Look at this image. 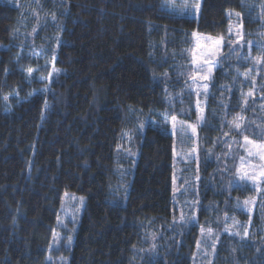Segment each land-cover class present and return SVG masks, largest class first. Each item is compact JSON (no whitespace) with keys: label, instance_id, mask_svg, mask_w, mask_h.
I'll return each mask as SVG.
<instances>
[{"label":"trees","instance_id":"1","mask_svg":"<svg viewBox=\"0 0 264 264\" xmlns=\"http://www.w3.org/2000/svg\"><path fill=\"white\" fill-rule=\"evenodd\" d=\"M165 4L0 0V264H51L66 193L87 206L72 252L58 264H195L201 226L246 218L237 202L256 191L233 183L221 146L233 122L242 125L236 136L264 142V101L244 103L252 89L264 93V79L249 78L264 44L223 50L201 130L213 150L198 167V221L183 235L175 226L174 139L162 117L194 107L192 33L224 34L232 11L255 38L264 0H203L196 17ZM28 68L37 70L32 77ZM263 217L255 215L243 240L224 235L212 264H264Z\"/></svg>","mask_w":264,"mask_h":264},{"label":"rangeland","instance_id":"2","mask_svg":"<svg viewBox=\"0 0 264 264\" xmlns=\"http://www.w3.org/2000/svg\"><path fill=\"white\" fill-rule=\"evenodd\" d=\"M9 3L14 4H20L22 0H6ZM194 0H166V4L169 5V8L172 9L171 6H175L176 9L180 10L178 13L182 14L184 16H198L203 0H200V9L197 13L193 14L191 12V5L193 4ZM187 7L188 11L184 12L183 9ZM232 15H229V14ZM236 12H228L229 17V26L227 31L222 34L224 37V43L222 47L219 49L218 54L216 56H206L205 58L214 65L213 71L210 74L209 80H201L199 79V76L205 75L207 73L200 72L199 75H197V70L200 67L206 68L208 65L204 64L203 61H201L200 64L193 62V56H200L202 53H204L206 50L204 48L197 49L195 47V39L193 37V46L189 50L190 54V60H191V67H192V73H189L188 76L192 79L193 76H196V82L191 80V85L187 89L189 93L194 94V107L193 109H189L187 113H184L185 110H181L180 115H174L177 117V121H183L185 122V126L187 124H196V132L192 133L191 129L188 128L186 130V133L182 136L179 128L180 124L177 123V128L174 130L171 123V116H163V120L166 124H168L171 128L172 137L174 139V166H175V172H174V199L177 206V216L175 221V226L177 227L180 235H183L185 233L186 229H191L193 225H195L198 221L197 216V210L198 206L200 204V199L197 198V181L199 179L198 176V167L203 162V154L204 152L208 153V155H211L212 153V147L208 148V151H206L205 146L202 144V136L204 135L202 133V128L204 127L206 123V117H207V108L209 104V95L211 91V85L212 81L214 79L215 72L219 66V61H222L223 58V50L226 45H228V41L230 39L229 36V27L232 26L234 31L231 35V40L233 42V47L240 45L239 43H236V35H235V29L239 28L240 25H242V33H243V41L241 43L251 42V47L256 45H262L264 44V30L258 31L254 33L255 38H250L249 36L252 34H248L245 30V26L243 23L242 16L240 14V17L237 18L235 15ZM42 13L39 12L38 16H41ZM202 36V35H201ZM206 36V35H203ZM221 36V35H220ZM202 43H209L208 41H202ZM255 59H252V65H254V72L251 74V77L254 79V84L257 82L259 77H262L264 79V64H255L253 63ZM54 64L51 63L50 68H53ZM191 72V71H190ZM33 76V72L31 74V77ZM50 77V79H48ZM40 79V78H39ZM51 76H48L46 79H40V81L44 82H50ZM251 81H253L251 79ZM207 84V95H205L203 85ZM256 86V85H254ZM249 93H252V95H248ZM246 101L252 100L253 102L260 100L264 101V93L262 91H257L252 89V92H248L246 95ZM259 96V97H258ZM245 100V99H244ZM261 102V101H260ZM197 103H199L200 109H203V121L199 124H197L198 116H200V111L197 108ZM261 104V103H260ZM258 105V109L261 110L260 115L257 116L258 119H264V106L261 107V105ZM173 108L178 109L177 106H173ZM193 110V111H192ZM178 112V113H179ZM167 121V122H166ZM247 125H245V128ZM143 133L144 130H146V127L142 128ZM238 131L233 127L232 130H229L228 136L224 139L225 145H222L221 147L226 152L224 155H226L227 160L233 162V172L237 176V180H239L238 175V169L241 168L242 160L244 163L243 170L247 171L249 174L253 172H259L262 170V167H264V160H261L258 156H249L248 152L246 150L245 142H244V135L236 136ZM242 131L241 133H243ZM237 133V134H236ZM251 140V139H250ZM253 140V139H252ZM217 141L214 145L216 147ZM257 143H261L263 141H257L254 140ZM247 147H251L250 145ZM220 156V155H219ZM226 167L224 166V169ZM228 175L229 169L226 171ZM239 184H243L241 188H245V186H249L251 189L255 190V195L253 198H246L245 200L252 201L249 205H244L243 207L237 206V212L241 215H245L246 218H243L242 216H236L234 219L235 221H238V224H233L232 219H226L227 218H233L225 216L223 218L222 226L224 223V228L218 226V229L213 230L212 236L209 237L207 233L204 234L200 231V240H199V247H198V253L195 258V264H212V261L214 259L215 252L213 253L211 245L215 244V251L218 244L221 242V238L224 235H230L234 236L231 233L239 231L241 235H243V229L240 228V225H247V231L248 236L251 234L252 224L254 222L255 215H261L264 216V178L257 177L255 183L252 181H239ZM237 185V184H235ZM81 198L83 199V203H80ZM239 201L241 204L243 201ZM87 206V199L85 197H80L75 194L67 193L63 197V203L62 207L59 213V217L57 220V226L54 232L53 240L51 243V246L49 248L48 253V263L51 264H58L63 263V260L66 259V254L71 253L75 239L76 234L83 216V213ZM181 213L187 218L192 215H195L196 219L191 223H182L179 219ZM247 221H246V220ZM264 219V217H263ZM180 227V228H179ZM225 227L229 228V232H225ZM67 237L71 238V241L67 239ZM234 237H240V236H234Z\"/></svg>","mask_w":264,"mask_h":264},{"label":"snow or ice","instance_id":"3","mask_svg":"<svg viewBox=\"0 0 264 264\" xmlns=\"http://www.w3.org/2000/svg\"><path fill=\"white\" fill-rule=\"evenodd\" d=\"M164 7L168 8L169 5L165 4ZM171 7H172V11L173 12H177L178 13L180 11V10L176 9L174 5L171 6ZM199 9H200V0H194L193 4L191 5V12L193 14H195V13H197L199 11ZM183 11L187 12L188 11L187 7H185L183 9ZM229 15H232V14L230 13ZM235 15L237 16V18L240 17L239 13H236ZM52 19L55 20V16L54 15H53ZM33 31H35V29ZM228 31H229V36H230V39L228 41V45H229V48H230L232 54L235 55L238 50L233 47V42L231 40V35L233 34V31H234L233 27L230 26ZM235 35H236V41L235 42L239 43L240 44V48L242 49L245 46L244 43H241V41H243L242 25H240L239 28L235 29ZM192 36L195 39V47L197 49L204 48L206 50L200 56L194 55L193 56V62L197 63V64H200L201 61H203L204 64L208 65L206 68H204V67L198 68L197 75H199L200 72H205L207 74L199 76V79H201V80H209L210 79V74L213 71L214 65H212L205 57L206 56H216L218 54L219 49L222 47V45L224 43V37L222 35L218 36V37L201 36L199 33H196V32H193ZM202 41H208L209 43L205 44V43H202ZM247 44H248V47L250 48L251 47V42H247ZM253 63H255V64H264V57H256L255 60L253 61ZM53 70L54 71H58L54 67H53ZM33 71H37V70H34L32 68H28L27 69V72H28L29 76H31ZM245 75L247 76L248 74H245ZM41 79H45V78L41 77ZM48 79H50V77ZM192 79H193L194 82H196V76H193ZM207 87H208L207 84L203 85V89H204L205 95H207ZM248 95H252V93H249ZM3 99L7 100L8 97L5 96ZM169 102L171 103V97H169ZM244 103L246 104L247 101L245 100ZM197 108L199 109V111L201 113L200 116H198V119H197V124H199V123H201L203 121V114H202L203 113V109H200L199 103H197ZM238 119H241V118H238ZM171 123H172V127H173L174 130L177 128V123L180 124L179 131H180L182 136L186 133V130L188 128L191 129L192 133L196 132V124H187L185 126V122H183V121H179L178 122L177 121V117L174 116V115L171 116ZM141 127H142V125H141ZM233 127L237 131H239L241 129L242 125L240 123H238V122H233ZM241 135H243V133H241ZM243 139H244V142H245V146H246V150L248 152V155L249 156H258L261 160H264V142L257 143L254 140H250L249 137H247V136H244ZM249 145L251 147H247ZM243 167H244V163H243V160H242L241 168L237 170L238 171V175H239V180L234 181L233 182L234 184L238 185L239 181H245V182L252 181L253 183H255L257 177L264 178V167H262V170H260L258 173L257 172H253L251 174H249L247 171H244ZM66 195H67V193H66ZM80 203L81 204L83 203V199L82 198L80 200ZM251 203H252V201H250V200H245V201H243L242 204L238 201L237 202V206L238 207H243L244 205H249ZM179 219H180V221L182 223H191V222H193L196 219V217H195V215H192V216L186 218L183 215V213H181ZM226 219H232L233 224H238L239 223L238 221H235L234 218H227L226 217ZM247 227H248L247 225H240V228L243 229V235H241V233L239 231L232 232L231 234L234 235V236H240L241 240H243L244 238H246L248 236ZM224 231L225 232H229L230 230H229L228 227H225ZM205 232L207 233V235L209 237H211L212 233H213V229L210 228V227L205 229L203 226H201V233L204 234ZM67 239L69 240V242L71 241L70 237H67ZM153 239H155V234H153ZM197 246L199 247V243H198ZM154 248H155V245H153V249ZM211 248H212V251L214 253L215 252V244H212Z\"/></svg>","mask_w":264,"mask_h":264},{"label":"bare ground","instance_id":"4","mask_svg":"<svg viewBox=\"0 0 264 264\" xmlns=\"http://www.w3.org/2000/svg\"><path fill=\"white\" fill-rule=\"evenodd\" d=\"M169 228V227H168ZM180 228V227H179Z\"/></svg>","mask_w":264,"mask_h":264}]
</instances>
